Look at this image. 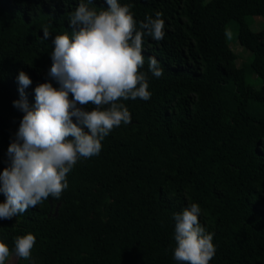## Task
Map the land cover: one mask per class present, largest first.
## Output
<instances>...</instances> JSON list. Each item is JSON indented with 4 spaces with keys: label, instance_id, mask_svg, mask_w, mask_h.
<instances>
[{
    "label": "trees",
    "instance_id": "1",
    "mask_svg": "<svg viewBox=\"0 0 264 264\" xmlns=\"http://www.w3.org/2000/svg\"><path fill=\"white\" fill-rule=\"evenodd\" d=\"M80 2L0 0V173L25 115L14 106L19 72L32 80L30 106L38 85L59 87L48 76L52 40L71 33ZM118 2L132 6L138 25L156 12L165 22L163 40H143L150 99L121 100L131 123L115 127L98 155L78 160L58 199L0 220V241L14 254L16 237L35 235L31 259L16 264H181L173 217L197 203L200 223L214 233L209 264H264V30L247 42L260 87L248 82L227 36L232 20L251 33L248 16L264 17V0Z\"/></svg>",
    "mask_w": 264,
    "mask_h": 264
},
{
    "label": "clouds",
    "instance_id": "2",
    "mask_svg": "<svg viewBox=\"0 0 264 264\" xmlns=\"http://www.w3.org/2000/svg\"><path fill=\"white\" fill-rule=\"evenodd\" d=\"M92 3L81 0L69 16L71 33L52 40L48 76L59 87L51 82L38 85L35 105L30 106L25 89L32 80L19 72L22 99L14 106L25 115L8 149L9 166L0 173V193L6 198L0 202V220H11L50 196L58 199L78 160L98 155L115 127L131 123V113L120 101L150 99L147 74L141 71L143 40H163L162 13L146 16L138 25L130 4L105 0L107 8L97 11L89 7ZM51 36L45 26L43 38ZM149 71L157 78L163 74L155 57L149 58ZM84 105L93 108L88 111ZM200 215L197 203L174 214V259L181 264H209L215 254L214 233L200 223ZM14 243L15 255L30 260L35 235L18 236ZM11 254L0 241V264Z\"/></svg>",
    "mask_w": 264,
    "mask_h": 264
},
{
    "label": "rangeland",
    "instance_id": "3",
    "mask_svg": "<svg viewBox=\"0 0 264 264\" xmlns=\"http://www.w3.org/2000/svg\"><path fill=\"white\" fill-rule=\"evenodd\" d=\"M248 20L250 22L248 25L249 32L251 33L247 31L238 32L239 24L236 20H232L227 25V36L231 49L236 55L237 64L244 68L248 82L256 87H260V79L251 69L253 55L248 48L247 42L251 35H256L264 30V17L261 14H255L254 16H248ZM19 259L14 253L7 259L5 264H16Z\"/></svg>",
    "mask_w": 264,
    "mask_h": 264
}]
</instances>
